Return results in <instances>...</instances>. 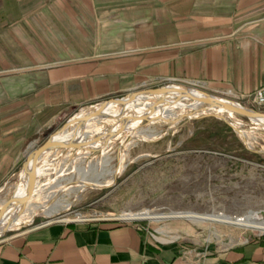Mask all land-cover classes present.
<instances>
[{
	"label": "crops",
	"instance_id": "0c3cea01",
	"mask_svg": "<svg viewBox=\"0 0 264 264\" xmlns=\"http://www.w3.org/2000/svg\"><path fill=\"white\" fill-rule=\"evenodd\" d=\"M147 79L253 104L264 0H0V178L69 110ZM0 264H264V235L211 250L137 222L57 219L0 239Z\"/></svg>",
	"mask_w": 264,
	"mask_h": 264
},
{
	"label": "rangeland",
	"instance_id": "374dc122",
	"mask_svg": "<svg viewBox=\"0 0 264 264\" xmlns=\"http://www.w3.org/2000/svg\"><path fill=\"white\" fill-rule=\"evenodd\" d=\"M171 84L184 89L195 87L204 94L264 112V106L254 101L250 105L199 81L186 79L143 80L131 92L72 108L48 134L27 146L12 170L0 178V201L11 199L18 190L24 174L22 167L29 155L82 107L114 102L134 91H149L145 98L131 100L121 114L133 115L138 109L154 107L156 111L162 110L160 114L166 118L144 117L140 121L134 117L125 127L118 116L104 115L66 126L64 143L37 158L39 187L29 203L16 201L9 206L7 220L11 225L0 234V239L65 217L137 222L160 238L211 250L264 235L220 220L119 216L122 211L147 208L159 213L193 211L218 215L252 211L258 219H264V121L210 108L205 106L206 102L164 99L151 92Z\"/></svg>",
	"mask_w": 264,
	"mask_h": 264
},
{
	"label": "bare ground",
	"instance_id": "6f19581e",
	"mask_svg": "<svg viewBox=\"0 0 264 264\" xmlns=\"http://www.w3.org/2000/svg\"><path fill=\"white\" fill-rule=\"evenodd\" d=\"M176 86H178V85L171 84L163 91H153L152 90L151 92H154V93L162 95V97L164 99H170V100H177V99H182V98L192 99V98L184 96L182 93L172 89V88H174ZM187 90L190 91L191 93H194V94H197V95H204L203 92L199 91L195 87L188 88ZM147 92H149V91L139 92L138 95L135 98H138V97L145 98L147 96V94H146ZM127 96L118 98L114 102H106V101L103 102L102 101L101 103L96 104L94 106L82 107L79 110V112H77V114H79L81 117L78 118L76 121L81 120L83 118H89V117L82 116V114H85V113H96V114H98L97 117H103L104 115H106V116L108 115V117H110V118H116V116H118L119 121L122 122V124L125 127H126V125L129 122L134 120V117L136 119H139V120L141 118H144V117H147V118H150V119H154V118H156L158 116L166 118V116L160 114V112L162 110L161 111H156L157 109L155 110L154 107L153 108H148V109H144V108L138 109L137 110V114H133V115L121 114L122 113V108L125 105H127V104H129L131 102V101H125ZM192 100H194L195 103H199V101H197L195 99H192ZM230 101L233 104H235V105H241L239 102H236V101H233V100H230ZM113 105H116L117 107L112 108ZM205 106H208L210 108H215L217 110H228V109L224 108L223 106H221L219 104L217 105V104L207 103V105H205ZM228 111H230V110H228ZM73 117H71V118H73ZM167 118H169V117H167ZM68 120H70V119H68ZM258 120H263L264 121V117H262L260 119L258 118ZM70 124H71V121H70V123L68 125H70ZM120 126H121V124H120ZM66 128H64L63 130H60L58 132H55L49 138L48 146L45 149L40 150V151L36 149L30 154L31 158H32V161L34 162L33 164L36 165V160H37V158L39 157V155L42 152H45V151L49 150L51 147H54V146H57L59 144L64 143L63 139H64V134H65V132L67 130ZM120 129H122V128H120ZM109 133H110V131H109ZM79 140H81V139H79ZM72 143H73V141H72ZM22 169H23V172H24L23 178H22V183L19 186V188L16 191V193L14 194V196L11 199H3L2 201H0V205L1 206H2V204H4L2 212L0 213V234L4 230H7L10 227V225H11L10 219L7 220V217H8L7 213H8V210H9V206L14 204L16 201L17 202L20 201V202L29 203L30 199L34 196V194L36 193V191H37V189L39 187V184H38V181H37V184H36L35 188L31 189L32 163L29 160L24 163ZM47 213H49V212H47ZM119 216L121 218H132V219L133 218L148 217V218L153 219V220H158V219H161V218H164V217H167V216H185V217H188V218H191V219L220 220V221H224V222H228V223H232V224H236V225H241L243 227H249L252 230H258L259 232H264V219H258L257 216L252 213V211L243 213L241 215H225V214L218 215V214H200V213H196V212H193V211H175V212H170V213H159V212L152 211L151 209H147V208H142V209H138L137 208V210L122 211V213H120ZM65 219H68V217H65Z\"/></svg>",
	"mask_w": 264,
	"mask_h": 264
},
{
	"label": "water",
	"instance_id": "95a60500",
	"mask_svg": "<svg viewBox=\"0 0 264 264\" xmlns=\"http://www.w3.org/2000/svg\"><path fill=\"white\" fill-rule=\"evenodd\" d=\"M167 87L168 86H166V87H158V88H154L152 90L153 91H163ZM172 89L175 90V91H178V92L182 93L184 96L190 97V98L195 99V100H197L199 102H206V103H212V104H217V105L219 104V105L223 106L224 108H226V109H228L230 111H234L236 113L242 114L244 116H247V117H250V118H253V119H258V118L260 119V118L264 117V112H260V111L255 110V109H249V108H246V107H244L242 105H235L229 99L224 98V97L216 96V95H213V94L197 95V94L191 93L187 89H184V88L179 87V86H176V87H174ZM138 93H139V91L132 92L131 94H129L127 96V98H126L125 101H131V100H133L138 95ZM97 115L98 114H96V113H85V114H82V116L89 117V118H94ZM80 117L81 116L79 114H76L72 118V120L71 119L68 120L65 124H63L60 128H58V130L56 132H58L60 130H63L66 126H68V124L70 123V121H71V123L72 122H75ZM48 140L45 141V142H43L37 148V150L40 151V150L45 149L48 146ZM28 160L32 163V171H31L32 182H31V189H34L35 186H36V184H37L38 170L36 168V165L33 164L34 162L32 161L31 155H29ZM3 205L4 204H2V206L0 208V213L2 212Z\"/></svg>",
	"mask_w": 264,
	"mask_h": 264
},
{
	"label": "built area",
	"instance_id": "2783aa9c",
	"mask_svg": "<svg viewBox=\"0 0 264 264\" xmlns=\"http://www.w3.org/2000/svg\"><path fill=\"white\" fill-rule=\"evenodd\" d=\"M252 99L260 106H264V85L258 87L252 94Z\"/></svg>",
	"mask_w": 264,
	"mask_h": 264
}]
</instances>
